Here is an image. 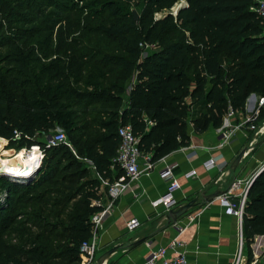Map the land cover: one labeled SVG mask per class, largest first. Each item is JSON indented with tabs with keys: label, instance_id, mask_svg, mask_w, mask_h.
Here are the masks:
<instances>
[{
	"label": "trees",
	"instance_id": "obj_1",
	"mask_svg": "<svg viewBox=\"0 0 264 264\" xmlns=\"http://www.w3.org/2000/svg\"><path fill=\"white\" fill-rule=\"evenodd\" d=\"M76 1L0 0V29L5 21L20 23V32L35 37L58 23L55 9L69 11ZM79 1L85 27L115 41L116 50H23L8 37L0 44L10 48L0 51V157L6 140L44 151L30 177L14 183L0 175V264L81 262L91 217L102 210L101 184L122 174L112 162L119 126H131L139 150L155 163L190 144L189 126L196 133L219 128L251 94L264 97V21L252 10L256 0ZM181 1L176 15L155 17ZM145 46L154 50L144 54ZM81 80L85 88L77 86ZM263 119L264 102L253 123ZM57 128L68 132L75 152L37 139ZM50 182L60 189L50 190ZM14 196L23 221H16ZM257 235H264V169L247 191L248 261Z\"/></svg>",
	"mask_w": 264,
	"mask_h": 264
},
{
	"label": "crops",
	"instance_id": "obj_2",
	"mask_svg": "<svg viewBox=\"0 0 264 264\" xmlns=\"http://www.w3.org/2000/svg\"><path fill=\"white\" fill-rule=\"evenodd\" d=\"M263 102L264 97L251 94L243 110L234 112L229 127L223 124L219 128L209 127L196 133L189 126L191 140L188 146L164 156L155 162L154 170L130 181L103 218L95 240L98 248L94 264H143L151 251L167 246L178 235V227L184 230L180 237L185 241L183 250L189 261L232 264L237 251L236 220L224 212L217 198L205 201L201 192L224 191L233 182L241 180L236 191L239 192L245 181L264 164V119L256 125L258 131L250 130L246 123L247 117ZM241 150L244 153L233 167L234 158ZM210 159H214L216 165L207 168L205 163ZM88 164L93 171L91 162ZM166 165L172 166L179 182L178 188L170 189L160 177L159 169ZM191 170L195 174L186 177L185 174ZM101 192L100 202L104 207L109 203V197L103 183ZM169 193L172 195L170 209L194 198L198 203L178 220L172 221L161 203L153 204ZM132 218L137 219L138 225L128 231L126 224ZM255 237L256 242L251 244L261 246L264 235ZM262 247L260 252L264 254ZM111 249L110 254L102 257Z\"/></svg>",
	"mask_w": 264,
	"mask_h": 264
},
{
	"label": "built area",
	"instance_id": "obj_3",
	"mask_svg": "<svg viewBox=\"0 0 264 264\" xmlns=\"http://www.w3.org/2000/svg\"><path fill=\"white\" fill-rule=\"evenodd\" d=\"M252 10L264 21V0H256V5L252 7ZM146 48L147 46H145V50ZM257 115L258 109L246 119V123L250 130L255 131L257 129L256 125L253 123L256 120ZM233 116L234 111L229 110L223 118L222 125L226 124L228 127L231 126L229 120ZM258 130L259 129H257V131ZM117 133L119 137V146L112 162L118 166L124 174L117 177L110 183L103 181V184L107 186L109 203L104 207L101 205L100 201L96 203L97 205L102 206V210L95 213L91 217V222L93 223V235L80 247V254L82 258L81 264H94L96 262L95 253L98 246L95 240L97 233L102 224L103 218L113 206L115 199L127 188L130 181L137 180L142 173H149L156 168L155 163L150 161L151 155L139 150L138 138L134 136L130 125L119 126ZM44 143L46 147L58 146L60 144L69 146L65 133L58 129L55 130L52 135L47 137ZM35 146L40 154L39 164L37 166L38 168L43 158V150H40L38 145ZM215 165L214 159H210L205 163L207 168H211ZM263 166L264 164L259 169ZM259 169L253 173L249 180L245 181L244 187H242L239 192L236 191L239 189L238 186H240L241 180L233 182L227 189L221 191V193L216 197L219 204L224 208V212L227 215L234 217L236 220L237 251L232 264H263L264 262V257L262 258L256 255L253 256L252 261H248L243 236V216L247 201V191L252 179L256 176ZM194 174L195 171L191 170L187 172L185 176L191 177ZM159 175L169 185L170 189L179 187V182L174 175L172 166L166 165L160 168ZM170 193L165 196H161L159 199L155 200L153 204L156 205L157 203H161L168 212L172 203V195ZM137 225V219L132 218L127 222L126 227L128 231H132ZM177 229L178 235L173 238L167 246L151 251L145 257L143 264H203L196 261L192 262L187 259L186 252L183 250L185 241L180 237L184 230L181 227H178ZM260 259L263 260L260 261Z\"/></svg>",
	"mask_w": 264,
	"mask_h": 264
},
{
	"label": "rangeland",
	"instance_id": "obj_4",
	"mask_svg": "<svg viewBox=\"0 0 264 264\" xmlns=\"http://www.w3.org/2000/svg\"><path fill=\"white\" fill-rule=\"evenodd\" d=\"M180 4H182V1ZM141 9H142L141 3L135 6L134 8L137 14L140 13ZM175 10L170 8L158 14L155 13V17L161 18L165 16L168 12L173 13ZM55 11L57 12L56 14H58V18H59L58 23L54 24V26L49 29L50 31L39 32L35 37H29L28 35H24L25 34L24 32H20L21 29H23L22 26H20V23L10 24L6 22L5 20H3L5 21V23L4 25H2L3 27H1L0 29V44L8 37V40H10L11 42L15 40L17 44H19L23 50H77L79 44L83 47L86 46L87 50H89L90 48H93L95 50H116L117 44L115 41L106 39L102 35L93 31V29H88V27H85V21L87 18V15H86L87 9L84 7V3L82 1H79V0L76 1L72 9H70L69 11H64L63 13H61L58 9H55ZM1 20L2 18L0 15V22ZM93 23L94 21H91V24ZM25 27H27V25ZM47 34L49 35L47 36ZM73 38L77 39L78 43H72L71 40ZM75 45H76V48H75ZM2 50H10V48L9 46L4 45L3 47H0V51ZM153 50L154 48L147 46L146 50L144 51V54H146L147 52H152ZM53 57H54L53 55L50 56L46 60V62L51 60ZM78 77L79 75L74 77L72 81H74L75 78H78ZM77 86L79 88H85V85L83 84V80H81V83L77 84ZM129 89H130V86L127 87V92ZM57 129L65 133L67 142L69 144L68 146L69 149L75 152V149L69 140L68 132L65 130L59 129V128ZM55 130L53 131V133L55 132ZM37 139L43 142H45L46 140L45 137H38ZM33 146L26 147L24 145L15 144L14 147H9L8 140H6V143L3 146L2 151L7 152V154H4L2 156H8V157L10 156L12 158L15 156L14 155L15 152L16 153L18 152L29 153L33 150L31 149ZM40 150H43V148L40 147ZM2 156L0 158H2ZM43 156H44V151H43ZM65 162L66 161L64 160L62 164H65ZM92 170L93 171L89 169V172H90L89 174H91L92 177H95L96 175H95L94 169ZM56 178L58 177L56 176ZM2 179L10 180L11 182H14V183L16 182L14 179H12L11 177H7V176H3ZM45 186H49L50 190L60 189V187L54 182H50L48 183V185H45ZM45 186H43V188ZM5 195L6 194L4 193H0L1 202L4 200ZM13 200L15 202V196L13 197ZM16 204L17 203L15 202L14 205L16 207V212H19L15 216L16 221H23L25 220L26 216L18 215L21 213L22 209L17 207ZM26 210H28V208H26ZM8 239L12 240L13 235H8ZM256 239L257 237H255L251 243H255ZM261 239H264V238H261ZM261 244L262 245L260 247L263 246L262 248L264 249V240L263 242H261ZM260 247H258V245L255 247L254 244H250L249 250L252 252L253 256L255 254L256 256L263 258L264 255L260 252L261 250ZM261 260L263 259H260V261Z\"/></svg>",
	"mask_w": 264,
	"mask_h": 264
},
{
	"label": "bare ground",
	"instance_id": "obj_5",
	"mask_svg": "<svg viewBox=\"0 0 264 264\" xmlns=\"http://www.w3.org/2000/svg\"><path fill=\"white\" fill-rule=\"evenodd\" d=\"M182 5L179 4L176 8ZM32 149L29 153L15 152V156L12 158L10 156H2L0 158V175L11 177L14 180L30 177L33 171L37 169L40 159L36 146L32 147Z\"/></svg>",
	"mask_w": 264,
	"mask_h": 264
},
{
	"label": "water",
	"instance_id": "obj_6",
	"mask_svg": "<svg viewBox=\"0 0 264 264\" xmlns=\"http://www.w3.org/2000/svg\"><path fill=\"white\" fill-rule=\"evenodd\" d=\"M186 4H187V3H186ZM181 7H182V6L176 8V10H175L173 13H172V12H168V13H169V14H172V15H176L177 12L179 11V9H180ZM168 13H167V14H168ZM133 16H134L135 19H138V14H137V12H136L135 10H133ZM243 153H244V150H241V151L237 154V156L234 158V161H233V164H232L233 167H235V166L238 164V162H239L240 158L242 157ZM263 169H264V166H263L261 169H259V171L257 172L256 176H257V175H258ZM36 170H37V169H36ZM36 170H35V171H36ZM35 171H33V173H34ZM33 173H32V174H33ZM256 176H255V177H256ZM255 177L252 179L250 185L252 184V182H253V180L255 179ZM22 179H24V178H20V179H19V182H20ZM250 185H249V187H250ZM248 189H249V188H248ZM220 193H221L220 190H214V191L211 192V193H207V192L204 190V191L201 192V196H202V199H204L205 201H211V200H213L214 198H216ZM197 203H198V202H197V198H194V199L188 201L187 203L181 205V206L178 207V208H172V209H170V210L168 211V216H170V218L172 219V221H176V220H178L180 217H182L183 215H185V214L187 213V211H188L190 208H192L194 205H196ZM112 251H113V249L107 251L102 257L107 256V255L110 254Z\"/></svg>",
	"mask_w": 264,
	"mask_h": 264
}]
</instances>
